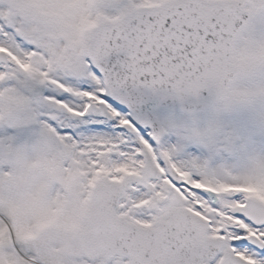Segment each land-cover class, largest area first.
<instances>
[{"label": "snow or ice", "instance_id": "1", "mask_svg": "<svg viewBox=\"0 0 264 264\" xmlns=\"http://www.w3.org/2000/svg\"><path fill=\"white\" fill-rule=\"evenodd\" d=\"M0 264H264V0H0Z\"/></svg>", "mask_w": 264, "mask_h": 264}]
</instances>
